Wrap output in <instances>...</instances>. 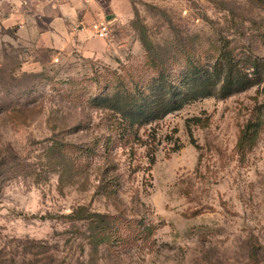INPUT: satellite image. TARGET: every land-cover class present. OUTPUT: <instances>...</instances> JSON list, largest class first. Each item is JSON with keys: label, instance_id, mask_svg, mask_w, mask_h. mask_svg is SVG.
Returning a JSON list of instances; mask_svg holds the SVG:
<instances>
[{"label": "rangeland", "instance_id": "374dc122", "mask_svg": "<svg viewBox=\"0 0 264 264\" xmlns=\"http://www.w3.org/2000/svg\"><path fill=\"white\" fill-rule=\"evenodd\" d=\"M98 4L109 39L0 45V264H264V84L133 127L92 101L264 57V0Z\"/></svg>", "mask_w": 264, "mask_h": 264}, {"label": "trees", "instance_id": "16d2710c", "mask_svg": "<svg viewBox=\"0 0 264 264\" xmlns=\"http://www.w3.org/2000/svg\"><path fill=\"white\" fill-rule=\"evenodd\" d=\"M260 39L264 46V30ZM243 55L226 41L219 45L216 59L211 64L191 63L178 82L171 80L167 65L157 61L159 72L152 79V92L143 90L133 93L118 89L96 96L92 101L97 106L112 110L131 127L148 124L182 109L185 104L194 100L216 94L227 97L254 85L264 84V57ZM150 56L152 57V53ZM83 213L79 211L78 215L89 222L90 237L97 246L99 240H103L106 235L105 230L100 227L105 216L92 212ZM93 217L96 219H92Z\"/></svg>", "mask_w": 264, "mask_h": 264}, {"label": "crops", "instance_id": "0c3cea01", "mask_svg": "<svg viewBox=\"0 0 264 264\" xmlns=\"http://www.w3.org/2000/svg\"><path fill=\"white\" fill-rule=\"evenodd\" d=\"M99 0H0V45L17 41L55 50L94 36Z\"/></svg>", "mask_w": 264, "mask_h": 264}, {"label": "built area", "instance_id": "2783aa9c", "mask_svg": "<svg viewBox=\"0 0 264 264\" xmlns=\"http://www.w3.org/2000/svg\"><path fill=\"white\" fill-rule=\"evenodd\" d=\"M109 25V22L104 18H98V20L92 23L94 35L102 39H109L112 35Z\"/></svg>", "mask_w": 264, "mask_h": 264}]
</instances>
